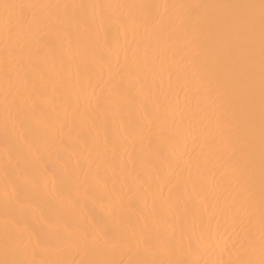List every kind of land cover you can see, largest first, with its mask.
Returning <instances> with one entry per match:
<instances>
[{
	"label": "bare ground",
	"instance_id": "bare-ground-1",
	"mask_svg": "<svg viewBox=\"0 0 264 264\" xmlns=\"http://www.w3.org/2000/svg\"><path fill=\"white\" fill-rule=\"evenodd\" d=\"M224 2L0 0L44 6L24 31L0 8V259L6 241L43 264L260 259L239 251L227 129L179 7ZM101 231L115 247L83 244Z\"/></svg>",
	"mask_w": 264,
	"mask_h": 264
},
{
	"label": "snow or ice",
	"instance_id": "snow-or-ice-1",
	"mask_svg": "<svg viewBox=\"0 0 264 264\" xmlns=\"http://www.w3.org/2000/svg\"><path fill=\"white\" fill-rule=\"evenodd\" d=\"M44 7L29 4L3 3L0 8L8 14V22L20 30L26 29L31 10ZM68 7V6H65ZM189 10L187 23L203 50L204 62L200 71L213 87L210 93L222 109L227 129L226 144L233 165L238 191L234 205L236 217L242 224L237 233L239 251L249 254L259 247L260 259H241L235 264H264V0L259 3L224 2L180 5ZM258 202V203H257ZM259 211L258 229L256 212ZM71 224L65 232L71 235ZM209 239L202 232L196 247ZM85 246L108 249L115 247L106 232L89 237L81 234ZM144 251L152 253V237L142 236ZM161 250H167L158 242ZM192 246L190 245V248ZM194 250V249H193ZM8 242L5 258L0 264H43L10 258ZM27 253V248L24 249ZM80 264H116L109 260H82ZM135 264H165L163 261L138 260ZM166 264H199L198 260L169 259Z\"/></svg>",
	"mask_w": 264,
	"mask_h": 264
}]
</instances>
